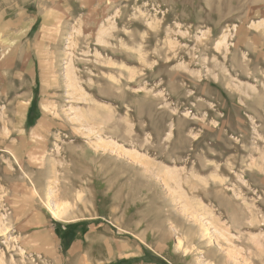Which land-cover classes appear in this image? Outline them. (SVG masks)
I'll list each match as a JSON object with an SVG mask.
<instances>
[{
    "label": "rangeland",
    "instance_id": "obj_1",
    "mask_svg": "<svg viewBox=\"0 0 264 264\" xmlns=\"http://www.w3.org/2000/svg\"><path fill=\"white\" fill-rule=\"evenodd\" d=\"M263 11L0 0V264H264Z\"/></svg>",
    "mask_w": 264,
    "mask_h": 264
},
{
    "label": "bare ground",
    "instance_id": "obj_2",
    "mask_svg": "<svg viewBox=\"0 0 264 264\" xmlns=\"http://www.w3.org/2000/svg\"><path fill=\"white\" fill-rule=\"evenodd\" d=\"M247 1H250V0H247ZM246 3H249V2H246ZM249 4H252V3H249ZM250 9V8H249ZM262 12V11H261ZM264 12V11H263ZM244 14V13H243ZM264 14V13H263ZM212 15H214V14H212ZM208 18V17H207ZM218 18V17H217ZM209 19H210V15H209ZM226 37L225 36H223V39H225ZM222 41V40H221ZM225 42V41H224ZM222 43V42H221ZM249 52V51H248ZM250 62V61H249ZM248 62V63H249ZM51 201V200H50ZM49 203V202H48ZM55 204V203H54ZM50 205H53L52 203L50 204ZM53 207V206H52ZM51 207V208H52ZM49 208V207H48ZM52 212L51 213H53V215L55 216V217H57V218H60V217H62V214L64 213V210H63V208H60V207H58V206H56V205H54V207L52 208V210H51ZM65 220V219H64ZM63 222V221H62ZM109 243V242H108ZM107 243V244H108ZM113 243V242H112ZM117 244V243H116ZM180 244V242H178V245ZM114 245V244H113ZM110 248V247H109Z\"/></svg>",
    "mask_w": 264,
    "mask_h": 264
}]
</instances>
